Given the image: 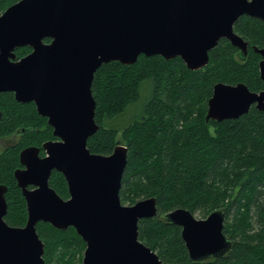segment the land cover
I'll use <instances>...</instances> for the list:
<instances>
[{
	"label": "water",
	"instance_id": "1",
	"mask_svg": "<svg viewBox=\"0 0 264 264\" xmlns=\"http://www.w3.org/2000/svg\"><path fill=\"white\" fill-rule=\"evenodd\" d=\"M242 15L264 21V0H18L0 14V92L34 100L58 138L43 144L47 156L39 157L35 147L20 153L25 168L16 169L14 177L25 199L24 226L4 220L7 186L0 184V264H44V243L36 231L40 221L75 229L85 243L81 264H164L138 238V220L157 214L155 197L133 204H122L119 197L127 147L120 139L109 154L87 147L100 127L93 76L103 63L129 65L142 54L178 56L189 69H199L221 38L245 57L248 43L233 30ZM23 46L31 51L11 61L13 50ZM252 48L261 55L264 85V47ZM207 103L206 121L233 119L251 105L263 110L264 89L218 82ZM52 170L63 175L68 198L49 186ZM163 218L180 227L192 261L220 257L232 243L223 233L220 210L196 218L178 207Z\"/></svg>",
	"mask_w": 264,
	"mask_h": 264
},
{
	"label": "trees",
	"instance_id": "2",
	"mask_svg": "<svg viewBox=\"0 0 264 264\" xmlns=\"http://www.w3.org/2000/svg\"><path fill=\"white\" fill-rule=\"evenodd\" d=\"M16 1L0 0V14ZM233 30L248 43L245 57L221 38L199 69H189L178 56L142 54L129 65L103 63L93 76L100 127L88 137L87 147L109 154L117 139L127 147L119 197L122 204L155 197L157 214L138 220V238L164 264H264V109L251 105L237 118L205 120L216 83L242 82L255 92L264 88L261 56L252 48L264 47V21L242 15ZM134 104L139 112L135 109L122 127L104 126L106 118H121ZM0 109V137L19 126L24 128L20 144L51 137V129L41 128L46 123L30 104L0 93ZM18 146L0 152V183L7 186L5 220L22 226L25 201L13 177ZM49 183L62 198L68 197L60 172L54 171ZM178 207L202 217L222 211L229 249L217 258L190 260L180 227L163 218ZM36 229L44 243L45 264H81L85 243L74 228L59 230L39 222Z\"/></svg>",
	"mask_w": 264,
	"mask_h": 264
},
{
	"label": "flooded vegetation",
	"instance_id": "3",
	"mask_svg": "<svg viewBox=\"0 0 264 264\" xmlns=\"http://www.w3.org/2000/svg\"><path fill=\"white\" fill-rule=\"evenodd\" d=\"M49 41H50V39H48ZM49 41H47V42H49ZM44 42H45V39H44ZM238 49V48H237ZM31 51V48L29 47V46H23V47H16L14 50H13V52H14V54H15V57L14 58H10V60L11 61H17V59H19L20 57H22V56H24V55H26V54H28L29 52ZM20 53V54H19ZM260 55V54H259ZM261 56V55H260ZM264 89V88H263ZM0 93H9V94H11L12 95V97L14 98V100L15 101H17L18 103H23V104H30L32 107H33V109H34V111L40 116V117H42L43 118V120L45 121V123H46V125H42L41 126V128H46V127H48V128H50L51 129V131L53 130L52 129V127L48 124V122H47V116H44V115H42V114H40L39 113V111H38V108H37V104H36V102L34 101V100H30V101H24V102H22V101H18L16 98H15V95H14V93L13 92H11V91H7V92H0ZM0 111H1V109H0ZM1 113H2V111H1ZM40 128V129H41ZM23 137H24V128L23 127H21V126H19V127H17V128H15L14 129V131H12L11 133H9V134H7V135H5V136H1L0 137V139H4V140H6V142H7V145L2 149V150H0V152H2L3 150H5V149H7V148H9V147H17L19 144H20V142H21V140L23 139ZM58 138L57 137H55L54 135H53V131H52V135H51V137H49V138H47V139H44V140H41V141H39L38 143H36V144H26V143H24V144H20V146H18V152H17V165L15 166V168L13 169V177H14V172H15V170L16 169H22V168H25V166L23 165V164H21V161H20V153H21V151L24 149V148H27V147H35V148H37L38 149V156L39 157H44V156H47L48 154L46 153V150L42 147L43 146V144L45 143V142H47V141H55V140H57ZM54 171H56V170H52V172H51V174H50V176H49V179H48V184H49V186H50V183H49V180H50V177H51V175H52V173L54 172ZM58 172V171H57ZM14 179H15V177H14ZM15 182H16V185H17V181H16V179H15ZM0 184H3V185H6V184H4V183H0ZM67 184V183H66ZM18 186V185H17ZM51 187V186H50ZM18 188L20 189V191H21V188L18 186ZM28 188H35V186L34 185H28ZM7 192V191H6ZM21 193H22V191H21ZM60 196V195H59ZM68 197H69V194H68ZM68 197H66V198H68ZM66 198H63V199H66ZM5 199H6V203H7V196H6V193H5ZM24 201H25V199H24ZM25 209H26V204H25ZM7 213V212H6ZM5 217V216H4ZM26 218H27V211H26ZM26 218H25V222H24V224L22 225V226H24L25 225V223H26ZM4 220H5V218H4ZM6 221V220H5ZM7 222V221H6ZM40 222H42V221H40ZM39 223V222H38ZM9 224V223H8ZM9 225H11V224H9ZM12 226H16V225H12ZM22 226H20V227H22ZM36 226H37V224H36ZM17 227V226H16ZM69 228V227H68ZM67 228V229H68ZM66 230V229H65ZM36 231H37V229H36ZM38 233V232H37ZM39 235V234H38ZM40 237V236H39ZM43 259H44V264H45V258H44V256H43Z\"/></svg>",
	"mask_w": 264,
	"mask_h": 264
},
{
	"label": "rangeland",
	"instance_id": "4",
	"mask_svg": "<svg viewBox=\"0 0 264 264\" xmlns=\"http://www.w3.org/2000/svg\"><path fill=\"white\" fill-rule=\"evenodd\" d=\"M135 109H137V112H139V110H140L139 106L134 104V105L130 106L129 111H127V113L124 114L121 118H120V116L117 118H114V119H107L106 118L104 120V126H106V127H110V126L122 127L121 124L123 125V123L127 122V120H129L133 115H135L134 114ZM6 145H7L6 140L0 139V150H2ZM194 215L196 218H204L201 215H199L198 213H195Z\"/></svg>",
	"mask_w": 264,
	"mask_h": 264
}]
</instances>
